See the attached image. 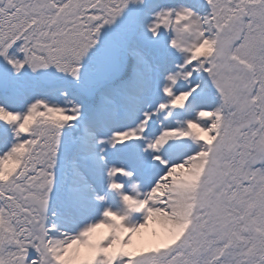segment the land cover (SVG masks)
<instances>
[{
    "label": "snow or ice",
    "instance_id": "snow-or-ice-1",
    "mask_svg": "<svg viewBox=\"0 0 264 264\" xmlns=\"http://www.w3.org/2000/svg\"><path fill=\"white\" fill-rule=\"evenodd\" d=\"M0 264H264V0H0Z\"/></svg>",
    "mask_w": 264,
    "mask_h": 264
}]
</instances>
